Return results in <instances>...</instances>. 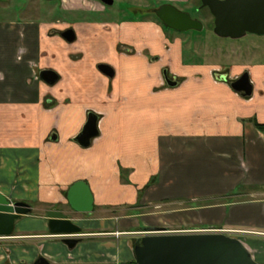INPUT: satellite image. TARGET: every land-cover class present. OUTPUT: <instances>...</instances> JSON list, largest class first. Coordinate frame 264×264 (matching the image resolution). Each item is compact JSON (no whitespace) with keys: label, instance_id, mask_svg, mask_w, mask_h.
<instances>
[{"label":"crops","instance_id":"obj_1","mask_svg":"<svg viewBox=\"0 0 264 264\" xmlns=\"http://www.w3.org/2000/svg\"><path fill=\"white\" fill-rule=\"evenodd\" d=\"M117 1L58 0L38 4L35 14L0 18V193L56 206L85 181L95 198L89 217L131 207L134 215L121 218L135 230L242 231L228 234L264 264V48L252 63L230 55L214 65L193 61L153 17L151 0H132L138 19L123 18ZM69 29L73 42L62 35ZM166 69L182 77L176 86L167 83ZM46 70L58 74L55 84L41 77ZM246 72L254 86L247 98L230 84ZM91 113L100 135L83 147L76 138ZM68 218L93 230L73 248L50 231L34 236L55 239L34 264L41 257L52 264L133 259L132 243L115 239L129 229L112 221L104 230L105 217Z\"/></svg>","mask_w":264,"mask_h":264},{"label":"water","instance_id":"obj_2","mask_svg":"<svg viewBox=\"0 0 264 264\" xmlns=\"http://www.w3.org/2000/svg\"><path fill=\"white\" fill-rule=\"evenodd\" d=\"M51 1V0H49ZM113 5L114 0H100ZM202 8H208L215 18L214 32L221 38L240 39L249 33L264 35V0H202ZM158 18L175 31L204 30V24L195 20L189 13L182 12L172 5H162L157 11ZM63 37L69 42L76 39L73 29L65 31ZM100 69L108 76H114L109 65ZM41 77L49 84L59 79L56 72L46 70ZM170 86L177 82L167 77ZM231 87L245 98L253 95L254 86L248 72L230 82ZM99 117L95 113L76 141L83 147H90L93 139L99 137ZM68 202L78 213L94 212L95 198L85 181L76 182L68 191ZM32 206L26 202H12L0 193V239L12 238L17 221L32 212ZM51 236L63 237L64 242L73 248L79 242L71 238L80 235L82 228L68 216L57 210L47 213ZM134 245V257L137 264H260L246 244L238 237L218 229L202 231L172 232L167 228L150 229ZM35 264H52L47 258H39Z\"/></svg>","mask_w":264,"mask_h":264},{"label":"rangeland","instance_id":"obj_3","mask_svg":"<svg viewBox=\"0 0 264 264\" xmlns=\"http://www.w3.org/2000/svg\"><path fill=\"white\" fill-rule=\"evenodd\" d=\"M167 2H160L159 0H151L149 2L152 9L159 8L162 5L169 4L177 8L182 12L189 13L191 17L195 20L201 21L205 28L202 31L199 30H190L187 32H179L172 29H167L168 33L172 36V39L181 40V43L184 44L185 52L190 58L195 61V59H202L204 64H220L224 63L221 61L223 58H229L231 56V60L234 59L235 63H245L253 61L254 57L258 58L260 56V50L264 48V35H258L249 33L245 37L240 39H232V38H221L217 36L214 32L215 23L213 15L210 13L209 9L200 10L198 7L200 6L201 0H190L189 3H182L176 0H171ZM38 2V3H37ZM58 0L52 2L48 0H37L36 3L31 2L30 0H0V18L8 17L5 15L13 14L14 17L22 18L23 11L28 10V13H36L35 10L38 9V4L43 8L44 6H48L56 4ZM135 6V3L132 0H121L117 1L114 9H119L123 15V18L133 17L138 19L142 17L141 14H133L132 8ZM8 13H4L8 11ZM56 14L58 16L62 15L60 8H56ZM154 18H157L156 15H153ZM131 19V18H130ZM198 50L200 56L194 58L195 50ZM252 63V62H251ZM168 78L170 80L175 81V79L180 80L182 77L175 76L171 71ZM217 74H223V71H217ZM233 79V78H232ZM234 80V79H233ZM170 86V85H169ZM17 202L23 201L28 204L39 205L38 199L33 201L29 200H21V195L11 196ZM64 204H56V206L52 205L51 202H46L44 205L40 206H32V212L28 215L22 216L17 221L16 231L14 233V237L12 238H1L0 239V264H34L35 258L43 252L44 246L47 244L53 243L55 240L52 238H43L38 239L34 236L38 235H49L48 228V218L47 213L52 210L62 211L72 219L77 222L87 218H100L105 217L106 227L104 230H112V221L115 222L118 228L120 229H129V232L135 233L131 235V233L127 232L124 235L115 236L117 243L122 246L125 245L130 246L132 243L133 236L143 237L148 234V231L142 230L143 228H137L136 230L132 228V225L126 227V220L121 217L132 216L135 213V210H132L131 207H123V208H103L99 209V211L95 212L92 217H89L87 214L78 213L71 208L69 205L68 199L65 196H62ZM143 211V210H140ZM153 211V210H151ZM149 210L144 211L143 213H148ZM152 228H149L150 230ZM172 232H185V231H193L188 230L190 228H167ZM194 229V228H193ZM93 229L83 228V231L89 232ZM195 231H199L194 229ZM129 233V234H128ZM237 237V236H236ZM239 238V237H238ZM112 238H103V241H108ZM240 239V238H239ZM242 240V239H241ZM243 241V240H242ZM122 243V244H121ZM131 247V246H130ZM130 258H133L130 257ZM68 260V258L66 259ZM56 264H65V263H56ZM67 264V263H66ZM75 264V263H68ZM80 264V263H78ZM81 264H92L90 262H83ZM109 264H121L119 258L112 263Z\"/></svg>","mask_w":264,"mask_h":264},{"label":"flooded vegetation","instance_id":"obj_4","mask_svg":"<svg viewBox=\"0 0 264 264\" xmlns=\"http://www.w3.org/2000/svg\"><path fill=\"white\" fill-rule=\"evenodd\" d=\"M161 7V6H160ZM159 7V8H160ZM159 8H156V10H155V14H156V16H157V11L159 10ZM198 9H200V10H204V9H208V8H202V0H201V3H200V6L198 7ZM210 11V10H209ZM211 13V12H210ZM158 17V16H157ZM213 18H214V16H213ZM214 23H215V18H214ZM167 26V25H166ZM168 27V26H167ZM168 28H170V27H168ZM171 29V28H170ZM173 30V29H172ZM164 75H165V78H166V81H167V77L170 75V73H169V70L168 69H166L165 70V72H164ZM175 82H177V81H175ZM167 83H168V81H167ZM169 84V83H168ZM177 84H178V82H177ZM83 233V229H82V232H81V234L80 235H75V236H72L71 238H73V239H76V240H78L79 242H81V241H83V240H85V236H84V234H82ZM123 234V233H122ZM122 234H119L118 236H120V235H122ZM135 233H131V235H134ZM83 236V237H82ZM116 236V235H115ZM132 238V246H133V249H134V245L139 241V239L141 238L140 236H133V237H131ZM64 240V239H63ZM134 256V255H133ZM134 262H137L136 261V259H135V257H133V259L130 261V262H128V263H125V264H133Z\"/></svg>","mask_w":264,"mask_h":264},{"label":"built area","instance_id":"obj_5","mask_svg":"<svg viewBox=\"0 0 264 264\" xmlns=\"http://www.w3.org/2000/svg\"><path fill=\"white\" fill-rule=\"evenodd\" d=\"M207 230H212V229H207ZM218 230H220V231H227L226 229H218ZM232 232H227V233H231V234H240V233H242V231H238V230H231ZM117 235H119V234H117Z\"/></svg>","mask_w":264,"mask_h":264},{"label":"trees","instance_id":"obj_6","mask_svg":"<svg viewBox=\"0 0 264 264\" xmlns=\"http://www.w3.org/2000/svg\"><path fill=\"white\" fill-rule=\"evenodd\" d=\"M259 128H261L262 130H264V125H260L258 124ZM133 264H137V262H134Z\"/></svg>","mask_w":264,"mask_h":264},{"label":"bare ground","instance_id":"obj_7","mask_svg":"<svg viewBox=\"0 0 264 264\" xmlns=\"http://www.w3.org/2000/svg\"><path fill=\"white\" fill-rule=\"evenodd\" d=\"M118 236V235H117Z\"/></svg>","mask_w":264,"mask_h":264}]
</instances>
